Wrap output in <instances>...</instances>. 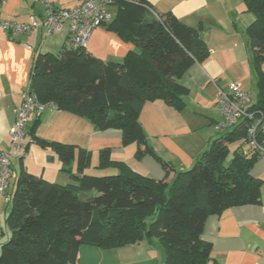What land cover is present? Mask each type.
I'll list each match as a JSON object with an SVG mask.
<instances>
[{
    "label": "trees",
    "instance_id": "trees-1",
    "mask_svg": "<svg viewBox=\"0 0 264 264\" xmlns=\"http://www.w3.org/2000/svg\"><path fill=\"white\" fill-rule=\"evenodd\" d=\"M243 3L255 15L245 30L257 90L256 102L248 110L264 115V0ZM110 4L116 7L115 15L102 26L135 50L120 63L65 46L56 55L39 54L28 91L39 104L85 118L97 131H119L123 145L135 144L137 160L153 155L159 161L165 178L132 172L125 164L113 162L108 149L98 153V168H113L117 173L87 176L83 172L89 156L84 151L35 139L65 166L77 158V175L63 171L75 184L49 183L21 170L10 195L5 220L10 236L0 244V264H71L83 245L115 249L143 240L156 242L163 264H208L211 244L202 239L206 219L259 202L262 181L250 174L256 158L243 156V148H237L225 164L228 145L240 139L246 142L245 128L214 142L192 168L176 172L156 157L139 123L145 103L163 101L177 110L184 107L187 91L178 80L209 52L199 29L171 14L155 16L144 0H111Z\"/></svg>",
    "mask_w": 264,
    "mask_h": 264
},
{
    "label": "crops",
    "instance_id": "crops-1",
    "mask_svg": "<svg viewBox=\"0 0 264 264\" xmlns=\"http://www.w3.org/2000/svg\"><path fill=\"white\" fill-rule=\"evenodd\" d=\"M82 1L52 0V3L56 9L69 10ZM144 2L157 15L171 14L184 25L199 29V38L209 51L205 59L200 63L194 62L178 80V84L187 91L181 110L163 101H154L145 103L139 113V123L156 157L169 163L176 172L185 171L192 168L214 142L228 133L236 131L238 134L244 128L245 124L241 120L228 130L215 129V125L221 121L217 109L219 90L227 91L230 83H236L249 97V107L256 102V76L245 34L246 28L255 21V15L246 11L243 0ZM106 10L110 11L106 12L113 18L116 7L109 4ZM44 17L41 0H4L0 10V20L15 24L25 23L30 18L43 20ZM67 37V25H63L59 33L51 34L43 26L26 35L0 28V152L10 151L9 130L14 126L15 110L21 105L22 94L28 90L36 57L45 53L56 55L65 45ZM133 50L134 45L122 41L103 26L93 31L85 47L91 56L111 63H120ZM31 128L32 135L29 132ZM26 130V156L11 162L8 195L14 194L21 170L63 186L69 184L62 182V178L67 176L71 185L75 184L70 175H77V158L65 166L48 146L35 144L36 140L84 151L89 156V165L83 172L87 176H91L87 174L90 169H106L98 168V153L108 149L113 162L125 164L132 172L155 180L165 178V171L159 161L153 155L137 160L134 156L135 144L123 145L119 131H97L87 119L58 111L51 105L40 114H31ZM235 143L237 148H244L246 142L240 139ZM109 169L117 173V170ZM64 170L69 171L70 175ZM250 174L262 181L259 202L228 208L220 215L209 216L205 221L202 239L211 244L208 264H264V163L256 160ZM172 177L173 174L168 178L169 181ZM10 209V201L0 197V244L10 236L5 229ZM163 263V254L156 242L143 240L115 249L83 245L71 264Z\"/></svg>",
    "mask_w": 264,
    "mask_h": 264
},
{
    "label": "built area",
    "instance_id": "built-area-1",
    "mask_svg": "<svg viewBox=\"0 0 264 264\" xmlns=\"http://www.w3.org/2000/svg\"><path fill=\"white\" fill-rule=\"evenodd\" d=\"M44 6V19L30 18L21 24L0 20V28L16 34L26 35L40 26L46 27L48 33H59L63 25L68 26V37L65 43L67 50L85 49L94 30L111 21L106 12L111 0H83L69 10L56 9L52 0H41ZM4 0H0V10ZM152 12L155 16L156 13ZM49 105H41L28 90L22 94L21 105L15 110V123L9 130L10 151L0 152V197L9 202L7 194L9 178L12 176L11 162L26 156L24 139L26 127L31 114H40ZM249 97L239 85L230 83L227 91H218L217 109L221 121L215 125L217 131L233 128L239 121L244 122L247 140L241 152L243 156H253L264 163V115L250 112Z\"/></svg>",
    "mask_w": 264,
    "mask_h": 264
},
{
    "label": "rangeland",
    "instance_id": "rangeland-1",
    "mask_svg": "<svg viewBox=\"0 0 264 264\" xmlns=\"http://www.w3.org/2000/svg\"><path fill=\"white\" fill-rule=\"evenodd\" d=\"M107 11V10H106ZM107 12H110L109 10ZM110 14V13H109ZM222 137L224 136L223 134H221ZM27 141V140H26ZM237 143H232L228 146V149H229V157L227 159V161L225 162V164L228 162V160H230L231 156H232V153L234 152V150L237 149ZM239 148V147H238ZM17 170V169H16ZM116 171L114 170H110L109 168H106L105 170H101V169H90L87 174L91 175V176H95V177H107V176H114L113 174H115ZM18 174V173H17ZM62 182L66 181L68 182L69 184H71L70 180L68 179V177L66 176V178H62ZM61 184V183H60ZM95 195V193H93V196Z\"/></svg>",
    "mask_w": 264,
    "mask_h": 264
}]
</instances>
